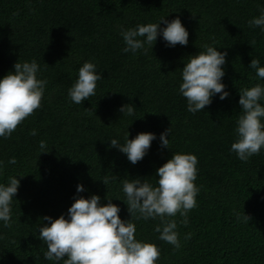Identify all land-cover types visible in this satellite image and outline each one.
<instances>
[{"label":"trees","instance_id":"trees-1","mask_svg":"<svg viewBox=\"0 0 264 264\" xmlns=\"http://www.w3.org/2000/svg\"><path fill=\"white\" fill-rule=\"evenodd\" d=\"M262 11L264 0H0V79L15 72V63L35 60L37 78L47 81L41 108L9 138L0 137V184L20 181L12 226L0 221V264H63L45 259L39 228L50 222L43 217L69 219L75 199L98 195L102 206L112 199L127 221L123 181L158 186L157 169L175 153L198 158L197 207L186 226L179 214L168 218L177 222L179 249L159 239V217L133 221L136 239L160 248L156 264H264V148L247 162L231 151L240 91L264 86L249 67L254 58L264 66V31L248 24ZM162 17H179L189 33L186 46H169L160 35L153 47L123 51V30ZM205 45L227 53L221 83L229 95L215 94L193 114L179 91L182 69ZM85 62L103 79L95 96L76 104L68 92ZM127 104L133 115L120 111ZM169 128L168 147H162L160 135ZM127 132L128 139L156 137L136 164L110 146L112 139L123 146ZM40 141L48 152L41 153ZM12 157L16 164L8 163ZM78 185L85 190L77 192Z\"/></svg>","mask_w":264,"mask_h":264},{"label":"clouds","instance_id":"clouds-1","mask_svg":"<svg viewBox=\"0 0 264 264\" xmlns=\"http://www.w3.org/2000/svg\"><path fill=\"white\" fill-rule=\"evenodd\" d=\"M161 23L166 27L161 28ZM248 24L264 31V11L249 20ZM121 35L126 44L123 51H131L133 54L144 49L145 45L153 47L160 35L169 46H186L189 37L179 17L171 21L162 17L159 23L137 25L123 30ZM254 43L252 41L251 46ZM205 49L192 56L182 69L183 82L179 91L187 101V110L193 114L210 105L215 94H220L221 100L229 95L221 83L225 75L222 66L226 63L227 53L208 45H205ZM249 67L255 69L257 77L264 79V66H260L259 59H252ZM14 69V73L10 72L0 79V137L4 138H9L28 117L41 108L47 84L46 80L37 78L40 66L35 60L30 63L17 62ZM101 79L103 77L97 74V66L85 62L79 68L78 79L69 89L70 99L81 104L95 96L97 82ZM262 100L264 86L259 83L240 91L242 114L235 129L238 139L232 143L231 151L244 162L258 155L264 148ZM120 111L133 115L134 107L127 104ZM169 134L170 128L160 135L162 147H168ZM30 135H37L36 130L33 129ZM128 136L127 132L123 146L116 139L111 140L110 146L118 148L132 164H136L144 158L156 137L153 133H139L134 139H128ZM39 147L41 153L48 152L46 141H40ZM8 163L16 164V158H10ZM197 165L198 158L195 155L175 153L157 169L158 186L154 187L146 179L143 182L139 178L124 180L123 192L131 217L127 221L120 218L121 209L112 203V199L106 196L108 203L102 206L98 195H92L89 199H75L68 209L69 219L64 215L55 220L50 216L43 217V220L50 222V226L39 228V239L47 246L45 259L63 261V264H156L161 256L160 248L153 243L137 240L136 224L133 221L159 217L160 224L154 229L160 233L159 239L179 249L181 244L176 231L177 222L168 218L179 214L183 217L181 223L185 226L188 224L189 211L197 207ZM115 179L113 176L112 180ZM102 182L107 186L109 177L105 176ZM19 185L20 181L14 177H9L7 186L0 184V221L8 228L12 226L11 204ZM84 190L82 185L77 186V192ZM244 219L249 221L250 217L245 215ZM190 237L189 233L185 239Z\"/></svg>","mask_w":264,"mask_h":264}]
</instances>
